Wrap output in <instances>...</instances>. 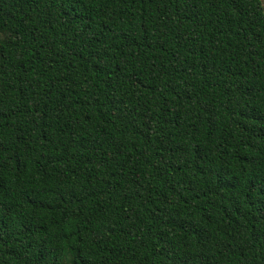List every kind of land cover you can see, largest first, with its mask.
<instances>
[{
	"label": "trees",
	"instance_id": "obj_1",
	"mask_svg": "<svg viewBox=\"0 0 264 264\" xmlns=\"http://www.w3.org/2000/svg\"><path fill=\"white\" fill-rule=\"evenodd\" d=\"M0 264H264L261 0H0Z\"/></svg>",
	"mask_w": 264,
	"mask_h": 264
},
{
	"label": "rangeland",
	"instance_id": "obj_2",
	"mask_svg": "<svg viewBox=\"0 0 264 264\" xmlns=\"http://www.w3.org/2000/svg\"><path fill=\"white\" fill-rule=\"evenodd\" d=\"M261 3H262V6H263V8H264V0H261Z\"/></svg>",
	"mask_w": 264,
	"mask_h": 264
}]
</instances>
